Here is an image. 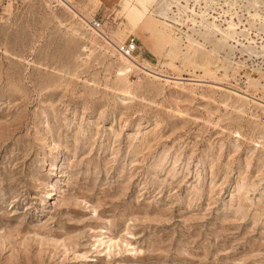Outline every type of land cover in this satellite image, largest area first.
Masks as SVG:
<instances>
[{
  "label": "rangeland",
  "instance_id": "1",
  "mask_svg": "<svg viewBox=\"0 0 264 264\" xmlns=\"http://www.w3.org/2000/svg\"><path fill=\"white\" fill-rule=\"evenodd\" d=\"M70 1L0 0V264H264V0Z\"/></svg>",
  "mask_w": 264,
  "mask_h": 264
},
{
  "label": "built area",
  "instance_id": "2",
  "mask_svg": "<svg viewBox=\"0 0 264 264\" xmlns=\"http://www.w3.org/2000/svg\"><path fill=\"white\" fill-rule=\"evenodd\" d=\"M92 22L97 26L100 24V22L96 19H92ZM119 48L122 53L127 54V55H132V52L135 51L137 48V44H136L135 39L131 38L127 42L119 45Z\"/></svg>",
  "mask_w": 264,
  "mask_h": 264
},
{
  "label": "bare ground",
  "instance_id": "3",
  "mask_svg": "<svg viewBox=\"0 0 264 264\" xmlns=\"http://www.w3.org/2000/svg\"><path fill=\"white\" fill-rule=\"evenodd\" d=\"M58 1H60V2H62L65 6H67L68 8H70V9H73V10H76V5H75V3H73L72 1H70V0H58ZM139 2H141V3H143V2H145L146 0H138ZM138 11V9H136V10H134V12H137ZM165 12L163 11V12H161V14L162 15H165L164 14ZM93 24V23H92ZM95 27H97L95 24H93ZM99 26H100V24H99ZM98 26V27H99ZM231 27H232V25H231Z\"/></svg>",
  "mask_w": 264,
  "mask_h": 264
},
{
  "label": "crops",
  "instance_id": "4",
  "mask_svg": "<svg viewBox=\"0 0 264 264\" xmlns=\"http://www.w3.org/2000/svg\"><path fill=\"white\" fill-rule=\"evenodd\" d=\"M102 1H104V0H102ZM107 1V0H106ZM109 1V0H108Z\"/></svg>",
  "mask_w": 264,
  "mask_h": 264
}]
</instances>
